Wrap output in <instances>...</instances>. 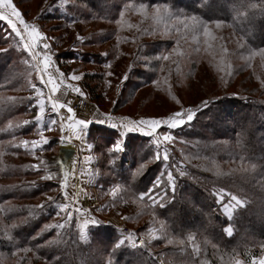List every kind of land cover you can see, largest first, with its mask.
I'll use <instances>...</instances> for the list:
<instances>
[{
	"label": "rangeland",
	"instance_id": "374dc122",
	"mask_svg": "<svg viewBox=\"0 0 264 264\" xmlns=\"http://www.w3.org/2000/svg\"><path fill=\"white\" fill-rule=\"evenodd\" d=\"M12 3L24 21L35 27L45 38L44 42L50 45L52 62L47 72L52 74L57 83L59 74L63 73L68 82L79 87L95 101L106 119L113 117L112 120L107 119L108 124L97 126L109 128L114 134L109 135L110 141H101L98 134L91 133L89 136L88 129L91 125H88L81 139H76L68 127L72 122L60 114L61 109L58 113L51 111L49 96L53 95L62 103V92L59 89L57 93L52 94L49 91L51 85L46 87L41 82L42 48L36 49L39 55L34 58L24 48L25 41L15 36L6 21H0V62L2 64L10 59L9 66L14 65L11 73L0 74V201H4L5 206L19 203L66 204L67 209L61 212L63 216L56 217L51 223L76 215L85 235L88 226H97L100 223L117 229L114 226L117 225L122 228L118 227L117 231L134 246L151 243L158 235L154 229L147 226L146 220L130 221L134 210L114 203L108 205L109 201L118 199L121 187L117 183L118 175L111 173L107 168H115L120 158L116 155L107 161L102 152H117L115 145L120 144L122 151L119 153L122 155L127 153L125 145L133 142L136 147L132 148L130 155L126 154L125 161L127 168L135 166L136 169L132 170L134 176H140L141 171L155 167L157 162H165L162 160L165 149L169 160L162 168L165 173L171 172L173 176L181 177L180 172H186L195 165L206 174L231 170V165L225 163H211L193 158L191 146L199 141L198 137L193 136H203L211 132L210 126L213 127L214 118H230L224 113L225 102L221 103L225 93L246 94L245 98H241L244 105L254 104L257 100L264 101L263 59L258 58L256 54L250 57L252 67L257 70L256 74L263 76L258 80L245 78L244 75L234 76L231 84H227L224 77L230 74L232 67L231 64L224 63L217 65L218 72L213 70L218 75L215 79L208 70L204 71L206 79L200 73L199 78L197 74L193 75L196 78L194 80L184 72L176 75V69L173 67L175 56L171 57L170 54L172 37L152 33V28L160 25L156 15L159 9L149 8L145 0H12ZM13 19L15 20L14 17ZM217 25L205 26L203 31L194 27V30H191L193 35L199 34L197 36L201 38L193 36V44L206 45L209 50L220 49L219 43L222 39L219 36L223 33L228 35L233 43L237 41L229 30H225L224 25ZM17 26L23 29L19 22ZM28 31H31V28ZM23 51L29 54V58ZM165 56L168 59L165 60ZM204 58H209L213 63L215 57L213 52H210ZM248 60V57H238L233 65L242 67ZM55 66L57 68H54ZM157 66V76L149 84L150 76L155 72L153 68ZM17 74H25L26 77L23 75L19 81L15 77ZM73 74L81 76V80H72ZM142 76L146 78L145 82L139 79ZM47 78L45 73L44 79ZM36 89H40V98L45 101L44 125L40 130L43 131L44 138L49 140L46 145L42 144L36 123L23 124L25 120L35 121L39 114ZM9 97L15 99L9 100ZM186 109L196 112L192 121L177 128L161 125L155 136L145 134L147 127L126 131L119 126L120 121L125 118L163 120L177 111L184 112ZM240 115L248 116L245 111L243 114L240 112ZM251 116L262 117L260 113L256 115V112ZM184 118L186 119V115ZM50 119L56 120V124L51 127ZM112 123H116L118 127L110 126ZM227 128L220 127V130L225 132ZM132 133L139 135L131 137ZM164 134L170 135L172 140H161L158 146L156 138ZM188 135L191 138H187ZM23 141H29L27 148L24 147ZM33 142H37L38 146L33 148ZM62 147H71L74 152L65 155ZM175 153L179 157L173 166ZM157 155L161 159H157ZM205 165L208 167L204 168ZM170 167L172 170H168ZM60 169L63 201L60 189L53 187L55 182L60 181ZM47 176L52 178L45 179ZM31 186H39L44 192L35 200H15ZM116 189L119 191L113 195ZM124 228L129 232H123ZM142 228L146 230L137 233ZM15 260L8 263L13 264ZM261 261H264V255L250 264H261Z\"/></svg>",
	"mask_w": 264,
	"mask_h": 264
},
{
	"label": "trees",
	"instance_id": "16d2710c",
	"mask_svg": "<svg viewBox=\"0 0 264 264\" xmlns=\"http://www.w3.org/2000/svg\"><path fill=\"white\" fill-rule=\"evenodd\" d=\"M145 3L149 8L159 9L156 15L160 25L153 27L152 33L172 37L170 54L175 56L176 75L184 72L186 76L197 74L199 78L200 73L204 76V71L209 70L215 79L218 75L213 70L218 72L217 65L224 63L232 67L224 77L227 84H231L234 76L244 75L254 80L263 77L256 74L250 57L256 54L264 61V0H145ZM217 24L224 25L237 41L233 43L223 33L219 36L220 49L209 50L206 45L193 44L191 39L201 38L199 34L193 35L194 27L203 31L205 26ZM1 43L0 36V46ZM209 51L215 57L213 63L204 58ZM23 53L29 58L27 52ZM238 57L249 60L237 68L233 63ZM8 62H0L1 75L11 73L14 65L9 66ZM153 69L149 84L155 80L158 66ZM23 75L15 77L21 81ZM139 79L146 81L144 76ZM245 96L225 93L221 103L225 102L224 113L230 118H214L211 132L193 136L199 140L191 146L193 158L231 165L232 169L227 172L206 174L195 165L181 177L174 176L172 188L162 168L165 162H157L155 167L141 171L140 176H134L135 166L127 168L126 154L130 155L136 147L133 142L125 145L127 153L122 155L102 152L107 161L116 155L120 158L115 168H107L118 175L117 183L121 187L118 199L109 201L108 205L114 203L134 210L130 221L146 220L147 226L158 235L151 243L134 246L115 227L100 223L88 226L85 235L76 215L51 223L63 216L56 204H43L45 207L39 208L42 204L5 206L0 201V264H12L8 262L14 259L13 264H250L261 258L264 255V101L244 105L241 98ZM244 111L248 116L240 115ZM254 112L262 117H252ZM226 126L227 131L222 132L220 127ZM88 131L89 136L98 134L101 141H110L109 135L114 134L111 129L97 125H91ZM136 135L139 134L132 133L131 137ZM178 157L175 153L173 166ZM58 173L60 181L53 187L60 189L63 201L62 169ZM43 192L39 186H31L15 200H35ZM221 192L227 194L223 200ZM231 196L241 204L237 205ZM226 204L232 209L231 215L224 210ZM62 223L63 229L42 231L45 225ZM228 229H231L230 235Z\"/></svg>",
	"mask_w": 264,
	"mask_h": 264
},
{
	"label": "snow or ice",
	"instance_id": "6c2138e0",
	"mask_svg": "<svg viewBox=\"0 0 264 264\" xmlns=\"http://www.w3.org/2000/svg\"><path fill=\"white\" fill-rule=\"evenodd\" d=\"M0 9H4V11H0V21H6L7 24L11 27L12 31L15 33L16 37H19L22 41L24 42V48L29 51V53L32 54V56L35 58L36 56L39 55L38 52H36V49L38 47H41L43 50V68L40 69L41 71V82L47 87L48 85H51V88L49 89L50 93L55 94L59 91L60 89V84L63 83V73L59 74V83L56 82V80L53 78L51 73L47 72V69L49 65L52 62V58L50 55V45L46 42H44L45 38L40 35V33L36 30L35 27L29 25L24 21V19L21 17V13L16 9V7L13 5L12 0H0ZM15 18V20L13 19ZM17 22H19L20 25H23V29L19 28L17 26ZM131 26V25H130ZM219 26V25H217ZM31 28V31H28ZM206 35L207 30H205ZM164 59H168L167 56L164 57ZM47 73L48 78L44 79V74ZM109 75H112V73H109ZM71 79L74 81H79L81 80V76L73 74L71 76ZM126 79V76L124 77ZM68 88H72V85H67ZM74 91L83 96V92L79 87L74 88ZM36 105L39 108V114L35 117V121H28L25 120L23 122L24 125H28L29 123H36L39 128L38 130L43 128L44 125V119H43V114L45 113V101L40 98L42 96V93L40 92V89H36ZM15 98L9 97V100H14ZM49 103L51 106V111L58 113L60 109L65 107V104L61 103L58 99H55L53 95L49 96ZM203 104H206V101L203 102ZM67 112L71 113L72 115L68 116L67 119L71 121L68 125L70 130L72 131L73 135L76 136V139H81L82 134L84 130L87 129L88 124L91 122V120L87 119H76L75 113L72 107L67 108ZM186 115V119L184 118ZM196 115V112L192 109H186L184 112L177 111L173 115L167 117L166 119H138V120H127V118L123 119L120 121L121 127H123L126 131H137V130H142L143 128L147 127L148 131L145 133L148 136H155L157 133V129L161 125H166L168 128H177L179 126H182L186 124L187 122H190L194 119ZM108 120H112L113 117L109 116L107 117ZM96 122H102L105 123V119H97ZM56 124L55 119H50L49 121V127L52 125ZM131 125V127H130ZM110 126L112 127H118L116 123H112ZM9 127H11V124H9ZM63 127V125H62ZM40 136H41V141L42 144H48L49 140L47 138H44L43 136V131L40 130ZM166 141L170 142L172 140V137L170 135L164 134L162 136H157L156 142L157 145L159 146L160 141ZM64 142V138L61 139V143ZM24 147L27 148L29 145V141H23L22 142ZM18 146V145H17ZM38 144L37 142H33V148L37 147ZM115 151L120 152L122 151V146L120 144L115 145ZM157 159H161L159 155H157ZM163 161H168L169 160V155L167 152V149H165L164 154L162 156ZM167 175V183L171 186H175V179L174 176L171 172H166ZM180 175H184L183 172L180 173ZM45 179H51V176L44 177ZM157 184L160 183V180L156 181ZM116 191H119V189H116L113 191V195L116 194ZM227 195L224 192L220 193V198L223 200L224 196ZM231 199L236 202L237 205L241 204V201L238 200L235 196H231ZM60 212H64L67 209L66 204H56L55 205ZM39 208L45 207L44 205L38 206ZM225 212L228 215H231V211L226 204L224 207ZM32 213H29V216H31ZM71 219V217H69ZM95 223V222H94ZM65 227V224H58V225H45L44 230H48L50 228H59L63 229ZM228 234H231V229H228ZM158 238V237H157ZM171 243V240L168 241ZM121 244L124 243L123 240L120 241ZM143 243V241H141ZM26 251H30V249H26ZM261 264H264V261H261Z\"/></svg>",
	"mask_w": 264,
	"mask_h": 264
},
{
	"label": "built area",
	"instance_id": "2783aa9c",
	"mask_svg": "<svg viewBox=\"0 0 264 264\" xmlns=\"http://www.w3.org/2000/svg\"><path fill=\"white\" fill-rule=\"evenodd\" d=\"M54 68H57L55 66ZM67 85H72V88H68ZM76 85L71 84L68 82L65 77H63V83L60 84V89L62 92L61 101L63 104H65V107L61 109V115H63L64 118H67L68 116L72 115L71 113L67 112L68 107H72L75 113L76 119H87L91 120V122L88 124L90 125H104L108 124L107 119L105 116H103V113L101 112L99 106L89 99V97L83 92V96L77 94L74 91V88H76ZM105 119V123L102 122H96L97 119ZM62 152H64L65 155H71L69 152L65 151L62 147ZM74 152V151H73ZM69 153V154H68ZM117 229H122L121 227H117ZM123 232H129L127 228H124L122 230Z\"/></svg>",
	"mask_w": 264,
	"mask_h": 264
},
{
	"label": "bare ground",
	"instance_id": "6f19581e",
	"mask_svg": "<svg viewBox=\"0 0 264 264\" xmlns=\"http://www.w3.org/2000/svg\"><path fill=\"white\" fill-rule=\"evenodd\" d=\"M64 150H65V151H67V152H69L70 154H72V153H73V151H72L71 147H68V148H67V147H65V148H64ZM69 153H68V154H69ZM73 155H74V154H73Z\"/></svg>",
	"mask_w": 264,
	"mask_h": 264
},
{
	"label": "crops",
	"instance_id": "0c3cea01",
	"mask_svg": "<svg viewBox=\"0 0 264 264\" xmlns=\"http://www.w3.org/2000/svg\"><path fill=\"white\" fill-rule=\"evenodd\" d=\"M78 151H80V148L78 149Z\"/></svg>",
	"mask_w": 264,
	"mask_h": 264
}]
</instances>
